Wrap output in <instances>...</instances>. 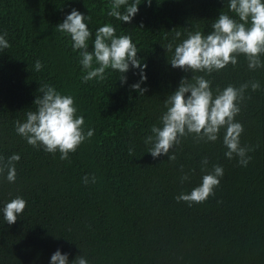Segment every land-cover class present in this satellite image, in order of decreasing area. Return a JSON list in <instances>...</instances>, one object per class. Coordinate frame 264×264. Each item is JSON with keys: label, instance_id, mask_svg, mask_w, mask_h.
<instances>
[{"label": "trees", "instance_id": "16d2710c", "mask_svg": "<svg viewBox=\"0 0 264 264\" xmlns=\"http://www.w3.org/2000/svg\"><path fill=\"white\" fill-rule=\"evenodd\" d=\"M108 5L109 0H0V32L11 45L0 52V156L21 157L15 183L0 177V207L16 196L27 201L14 224L0 217V264H48L58 248L70 260L83 255L89 264H264V69L249 71L240 56L236 66L206 77L214 90L261 85L247 90L235 117L244 129L241 146L252 149L246 167L225 158L223 130L214 143L182 138L170 150L175 161L153 159L144 144L167 95L191 75L169 65L164 45L176 31H210L219 11L227 12L226 3L152 0L151 6L141 3L130 24L107 16ZM72 9L88 15L93 34L111 23L117 35L132 36L137 57L147 65L144 96L130 91L139 80L132 70L124 86L111 70L103 82H82L78 54L56 29ZM36 60L44 65L40 72L34 71ZM44 83L72 95L85 128L94 129L68 160L33 148L15 132L14 122L35 107ZM213 165L224 169L214 195L191 206L177 202L181 192L201 183L202 167ZM185 173L189 179L182 182ZM93 175L96 183L85 184L83 178Z\"/></svg>", "mask_w": 264, "mask_h": 264}, {"label": "clouds", "instance_id": "9594fccd", "mask_svg": "<svg viewBox=\"0 0 264 264\" xmlns=\"http://www.w3.org/2000/svg\"><path fill=\"white\" fill-rule=\"evenodd\" d=\"M226 3L227 12L220 10L211 23L207 33L200 30L176 31L164 49L171 54L169 65L190 73L182 77L175 91L163 101L165 111L159 117V124H153L150 135L144 138L147 153L153 159L167 156L175 161L176 155L170 150L189 135L198 141L214 143L223 130L222 144L228 160L237 158L240 166L246 167L251 160L248 155L252 149L242 147L240 136L243 125L235 120L240 112L241 102L250 88L257 91L258 81L245 82L239 86L227 85L213 89L211 79L206 77L225 69L229 64L236 66L238 58L243 56L249 71L264 69V0H221ZM144 3L151 6L152 0H109L107 16L117 21L130 24L138 14L139 6ZM231 13L232 15H230ZM90 18L76 9H72L56 29L70 39L73 52H77L79 64L85 73L82 82L97 80L103 82L106 71L118 74L121 86L127 84L130 70L138 73L139 80L129 85L130 91L144 96L148 91L146 84L147 65L137 57L138 46L129 34H116L111 23H104L96 28L94 34L89 27ZM183 36V38H182ZM7 33L0 32V52L10 48ZM167 39V37H165ZM90 49V50H89ZM44 65L40 60L34 63V71L40 72ZM202 73V74H200ZM32 109L25 113L23 121L14 122L15 132L33 148L42 149L49 154L59 152L61 160H68L69 154L94 135V129L85 128L83 115L77 114L74 97L62 94L55 86L44 83L38 88ZM131 154V149L129 150ZM19 153L6 159L0 156V177L8 183L16 181V165L20 161ZM206 166L208 160H202ZM183 171V169H181ZM192 171V170H190ZM205 174L201 183L190 192H181L177 202L202 203L219 185L224 175L220 165H213L211 170L202 167ZM84 183H96V177L85 176ZM189 179L185 173L181 181ZM27 201L20 196L5 202L0 207V217L8 225L14 224L24 212ZM48 264H89L83 255L69 259V253L57 249Z\"/></svg>", "mask_w": 264, "mask_h": 264}]
</instances>
